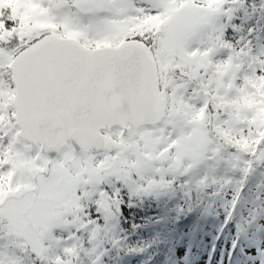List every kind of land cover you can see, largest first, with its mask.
<instances>
[{"label": "snow or ice", "instance_id": "6c2138e0", "mask_svg": "<svg viewBox=\"0 0 264 264\" xmlns=\"http://www.w3.org/2000/svg\"><path fill=\"white\" fill-rule=\"evenodd\" d=\"M255 16L264 0H0V264H101L125 194L264 167Z\"/></svg>", "mask_w": 264, "mask_h": 264}, {"label": "trees", "instance_id": "16d2710c", "mask_svg": "<svg viewBox=\"0 0 264 264\" xmlns=\"http://www.w3.org/2000/svg\"><path fill=\"white\" fill-rule=\"evenodd\" d=\"M263 174L264 167L246 179L241 173L227 174L236 191L243 181V191L230 220L226 219L231 207L228 201L224 210L210 213V220L216 223L208 231H201L202 224L198 223L204 212L194 210L205 194L191 200L181 198L170 206L149 201L137 208L126 201L118 224L124 247L116 246L111 253L114 259L108 264H259L264 254L251 257L245 253L264 248V202L259 205L260 197L264 200V183L260 184ZM217 198L223 199L220 195ZM253 218L255 222L241 230L240 225Z\"/></svg>", "mask_w": 264, "mask_h": 264}, {"label": "rangeland", "instance_id": "374dc122", "mask_svg": "<svg viewBox=\"0 0 264 264\" xmlns=\"http://www.w3.org/2000/svg\"><path fill=\"white\" fill-rule=\"evenodd\" d=\"M252 0H248L249 5H251L252 3H256L259 4V0H257L256 2H251ZM247 23H250V25L248 26H253V25H258L260 27H264V19H261L259 16H255L252 17L251 19L247 20ZM262 35H264V33H262ZM236 174L239 173L238 171L233 172V171H229L227 169H224L221 171L220 175L223 177H227V174ZM241 176L242 173H241ZM229 178V177H227ZM234 182V181H233ZM261 183H264V174L263 176H261ZM237 187H235L234 184H232L231 186H229L228 188L224 189L223 191H217L215 189H213L215 192L210 195L207 194L208 191H199V192H193L192 195H189V192L186 191L185 189H174L172 191H168L165 193H158V194H149V195H131V194H125L121 200V202L118 204L117 206V211L115 212L114 215H110L107 222L104 224V235H103V241L100 244V255L102 256V261L101 264H108L109 260L114 259V257H111V253L113 250H116V246H118V248H123V244L124 241L121 240L122 235H120L121 230L119 229V221H120V213H121V208L123 206V204L129 203L131 206H136L138 208L139 205H144L146 201L152 200L153 202H163L166 203L167 206H170L171 203H175L177 201H181V198L183 199H187V200H191V198L195 197V196H199L202 194L204 195V198L202 200V202L200 203V206H197L196 209H200L204 212V215L202 218H200L198 221V223L202 224L201 225V231L205 230H212V226L216 223V220H213L211 218V212L215 213L216 211H222L224 210V205L227 204V201L231 204L232 203V198L233 196L236 194V189ZM129 195V196H128ZM220 195L222 196L223 199H218L217 196ZM261 196V194H260ZM259 196V197H260ZM262 197H260V204H263L264 200L261 199ZM223 200V201H222ZM194 202V201H193ZM212 210V211H211ZM247 215V214H246ZM245 215V216H246ZM249 217H253L254 215H248ZM205 218L206 223H205Z\"/></svg>", "mask_w": 264, "mask_h": 264}, {"label": "flooded vegetation", "instance_id": "af4514ba", "mask_svg": "<svg viewBox=\"0 0 264 264\" xmlns=\"http://www.w3.org/2000/svg\"><path fill=\"white\" fill-rule=\"evenodd\" d=\"M128 196H129V195H128ZM149 201H152V200L149 199ZM149 201H146V202H149ZM146 202H144V203H146Z\"/></svg>", "mask_w": 264, "mask_h": 264}]
</instances>
